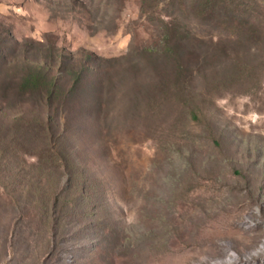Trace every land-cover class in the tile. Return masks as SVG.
<instances>
[{"label": "rangeland", "instance_id": "374dc122", "mask_svg": "<svg viewBox=\"0 0 264 264\" xmlns=\"http://www.w3.org/2000/svg\"><path fill=\"white\" fill-rule=\"evenodd\" d=\"M0 264H264V0H0Z\"/></svg>", "mask_w": 264, "mask_h": 264}, {"label": "trees", "instance_id": "16d2710c", "mask_svg": "<svg viewBox=\"0 0 264 264\" xmlns=\"http://www.w3.org/2000/svg\"><path fill=\"white\" fill-rule=\"evenodd\" d=\"M61 180L67 183L68 181L70 182V177H67V178L64 179L63 176H62L61 177ZM56 203H54V204H56ZM64 206L65 205H63V207ZM52 210H53V212H56L57 213V217L56 218H58V223H59V220H60V217H61V213L63 211V208L57 203L55 206H53V209Z\"/></svg>", "mask_w": 264, "mask_h": 264}]
</instances>
